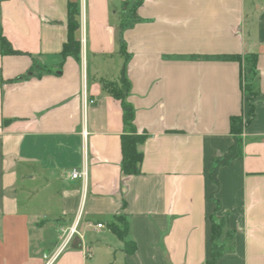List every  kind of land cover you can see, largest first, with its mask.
Returning <instances> with one entry per match:
<instances>
[{
    "label": "crops",
    "instance_id": "obj_1",
    "mask_svg": "<svg viewBox=\"0 0 264 264\" xmlns=\"http://www.w3.org/2000/svg\"><path fill=\"white\" fill-rule=\"evenodd\" d=\"M131 2L83 0L77 61L61 55L67 0H0V36L15 50L0 45V264H43L80 216L53 264H88V229L102 232L109 262L204 264L213 191L215 214H226L213 264H264V0H141L125 17L122 52ZM249 53L253 116L215 184L209 166L233 143L230 117L247 111L229 56ZM122 72L132 124L147 134L136 175L120 170L122 108L101 83ZM74 168L85 179L71 178ZM117 216L123 238L109 228Z\"/></svg>",
    "mask_w": 264,
    "mask_h": 264
},
{
    "label": "trees",
    "instance_id": "obj_2",
    "mask_svg": "<svg viewBox=\"0 0 264 264\" xmlns=\"http://www.w3.org/2000/svg\"><path fill=\"white\" fill-rule=\"evenodd\" d=\"M141 0H132L131 9H127V15H123V18L119 21L117 37L119 41V47L124 52V41L122 38V29L126 26V16L129 19L134 20L135 8L140 4ZM66 40L62 45L61 55L63 58L67 56L74 57L77 61H80L81 44L80 39L77 35L80 22V3L79 0H67L66 7ZM1 52L3 53H15V50L11 48L9 43L0 36ZM230 58L239 62V85L243 94L248 93L251 98L245 100L247 103L248 110L245 115L231 116L229 120L230 132L233 137V143L229 147L228 151L222 156H217L209 166V176L216 184V171L217 168L227 163L229 160L238 156L241 153V134L243 128L250 122L253 116V104L251 99L254 97L256 91L253 88L252 78L255 74L256 65V54L249 53L241 55H232ZM102 87L107 92L118 99L122 108V121H123V132L120 134V150H121V161L120 170L124 175H136L140 172V164L143 158V154L139 149V146L145 140L147 134L145 132H137L132 124L133 108L132 105L126 100V95L129 89V82L124 75L121 73L120 78L117 81L102 80ZM214 191L211 192V199L216 203L215 212L209 216L210 222V236H211V254L210 257L205 260L204 264H213L225 250L224 244L219 241L222 229L225 225L224 216H217L215 213L219 209V203L213 198ZM123 226V230H120V226ZM127 221L122 216L115 217L109 228L119 238H123L127 231ZM136 246L133 242L124 241L123 250L127 254H131L135 250Z\"/></svg>",
    "mask_w": 264,
    "mask_h": 264
},
{
    "label": "built area",
    "instance_id": "obj_3",
    "mask_svg": "<svg viewBox=\"0 0 264 264\" xmlns=\"http://www.w3.org/2000/svg\"><path fill=\"white\" fill-rule=\"evenodd\" d=\"M83 5L80 3V11H82ZM84 38H80V44L83 45ZM83 102L86 104V102H92V100L86 98L85 95H83ZM71 178L80 177L82 179H85L86 177V171L85 168H74L70 172ZM77 223H78V217L72 222V224L68 227H61L60 228V241L58 242V245L54 248V250L50 253H43L42 258L44 260L43 264H53L54 261L57 259V257L60 255L62 251H64L69 242L71 241V238L74 235H78L77 231ZM102 226L101 223L96 224V228H100ZM89 255V254H88Z\"/></svg>",
    "mask_w": 264,
    "mask_h": 264
},
{
    "label": "rangeland",
    "instance_id": "obj_4",
    "mask_svg": "<svg viewBox=\"0 0 264 264\" xmlns=\"http://www.w3.org/2000/svg\"><path fill=\"white\" fill-rule=\"evenodd\" d=\"M80 3L83 5V0H80ZM131 4L129 5V9H131V7H132ZM244 97H245V100H248V99L251 98V96L248 93H245ZM247 110H248V107H247ZM80 217L78 219V222L80 220ZM117 224H118V226H120L119 227V228H121L120 230H123V226L121 224H119V223H117ZM77 228H78V223H77ZM104 230H106V228H104ZM52 231H53V235L55 236L56 235L55 229H52ZM102 237H103L102 232L101 233H95L91 229H88L87 232L85 233L86 241H88V242L90 241L94 245L93 249H92V251H93L92 253H94V256L91 259H89L88 264H117V262H114V263L113 262H109L111 260L106 261L105 258L102 256V252H101V249H100L101 248V244L100 243H96Z\"/></svg>",
    "mask_w": 264,
    "mask_h": 264
}]
</instances>
